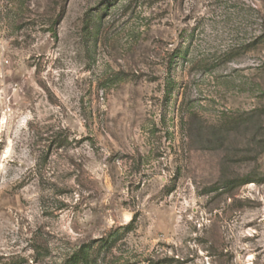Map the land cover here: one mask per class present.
<instances>
[{
    "label": "rangeland",
    "instance_id": "obj_1",
    "mask_svg": "<svg viewBox=\"0 0 264 264\" xmlns=\"http://www.w3.org/2000/svg\"><path fill=\"white\" fill-rule=\"evenodd\" d=\"M113 232L264 264V0H0V264Z\"/></svg>",
    "mask_w": 264,
    "mask_h": 264
},
{
    "label": "trees",
    "instance_id": "obj_2",
    "mask_svg": "<svg viewBox=\"0 0 264 264\" xmlns=\"http://www.w3.org/2000/svg\"><path fill=\"white\" fill-rule=\"evenodd\" d=\"M253 183L250 181H245L244 184ZM225 187H228L226 185ZM134 220H132L128 226L127 230H131ZM119 236L117 232L109 234L105 239L101 238L98 240V245L93 248L92 244H86L81 246L72 255H70L63 264H99L98 260L101 255L107 256L115 249L116 242ZM150 264H160L159 262H153L148 260Z\"/></svg>",
    "mask_w": 264,
    "mask_h": 264
}]
</instances>
